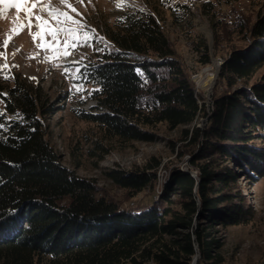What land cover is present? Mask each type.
<instances>
[{
    "label": "trees",
    "instance_id": "trees-1",
    "mask_svg": "<svg viewBox=\"0 0 264 264\" xmlns=\"http://www.w3.org/2000/svg\"><path fill=\"white\" fill-rule=\"evenodd\" d=\"M260 3L254 20L234 12L233 20L215 29L214 54L234 34L244 45L226 46L210 108L200 101L160 19L147 10L120 14L105 30L111 48L79 65L78 80L89 92L100 89L88 96L94 104L81 118L103 139L157 142L153 130L165 124L183 142L179 156L190 155V167L198 169L193 175L190 167L171 168L148 204L123 208V200L96 180L65 166L47 138L54 103L39 85L13 78L0 116V264H191L195 246L197 264H224L217 234L255 215L239 183L264 177ZM197 50L201 64H210L206 44ZM160 163L151 157L142 167L113 169L108 177L132 200L154 192Z\"/></svg>",
    "mask_w": 264,
    "mask_h": 264
},
{
    "label": "rangeland",
    "instance_id": "rangeland-1",
    "mask_svg": "<svg viewBox=\"0 0 264 264\" xmlns=\"http://www.w3.org/2000/svg\"><path fill=\"white\" fill-rule=\"evenodd\" d=\"M261 1L124 0V7L118 9L114 0H91V3L89 0H83V4L77 3V0H69L81 14L76 16L70 9L60 5L58 0H51L52 7L69 11L75 19L81 20L87 26L85 31L95 29V34L90 41L92 46L81 45L75 51L74 56L45 62V50L35 47L28 29L25 28L9 43L7 47L8 68L3 71L13 78L19 76L28 80L32 85H39L54 103V113L47 119V138L61 156L65 166L80 177L96 180L98 186L104 188L111 197L123 200V208L132 206L135 202L148 204L159 195L171 168L177 166L181 170H187L190 167V155L179 156L183 142L177 139L178 131H171L165 124H158L153 130L161 138L157 142L103 139L94 124L81 118V111L91 112L90 106L94 102L87 96L90 87L78 80L75 69L81 63L95 59L106 48H111L105 36V30L114 25L120 14L130 9H144L158 16L165 34L174 45L178 58L183 62L194 83L200 101L210 108V99L217 82V75L225 58L229 55L226 46L229 43L244 45V41H240L239 37L234 34L220 47L221 50L214 54L215 29L221 21L233 20L234 12H240L254 20L260 11ZM205 3H209L206 8L203 7ZM0 8L5 11V14L0 16V44H2L6 34H10V30L14 27L17 16L19 15L22 19L24 13L21 11L18 14L15 8L8 5H0ZM34 11L48 18L46 13H39L38 9ZM32 32H36L35 27L32 28ZM100 37L103 41L97 42ZM46 39L51 38L46 37ZM201 43L206 44L208 48L211 57L210 64L202 65L200 62L201 54L197 46ZM61 44H63V39H61ZM95 49H103V51ZM3 51V47H0V52ZM37 52L39 55H36ZM47 54L50 55V53ZM81 54L85 57L81 63L71 62L79 59ZM32 56H35V59L30 58ZM3 63L4 60L0 58V65ZM56 64L61 66L56 67ZM13 65L18 67H13ZM65 66L72 69L74 75L65 74L63 71ZM13 78L5 79L4 74L0 73V112L3 111L2 98L4 95L2 94L7 92ZM74 85H83V90L77 91ZM59 96L63 97L60 102H57ZM82 96H87V99H82ZM10 118H18V116L12 114ZM202 122L203 118L200 117L198 126ZM172 143L174 150L171 149ZM151 157L161 160L156 170L157 183L154 192L146 190L136 195L134 199L127 200L126 192L111 183L108 173L113 169L129 171L135 167H142ZM190 168L191 173L196 175L197 167L191 166ZM239 186L247 197L248 204L253 207L255 215L250 223L230 227L217 234L223 244L221 252L225 260L224 264H262L264 262V177L256 182L243 178ZM198 260L199 253L196 264Z\"/></svg>",
    "mask_w": 264,
    "mask_h": 264
},
{
    "label": "snow or ice",
    "instance_id": "snow-or-ice-1",
    "mask_svg": "<svg viewBox=\"0 0 264 264\" xmlns=\"http://www.w3.org/2000/svg\"><path fill=\"white\" fill-rule=\"evenodd\" d=\"M60 5L70 9L76 16L81 14L76 8L69 2V0H58ZM77 3L83 4V0H77ZM91 3V0H89ZM115 6L120 9L124 7V0H114ZM0 5H8L9 7L15 8L19 14L21 11L24 13V17L21 19L19 15L17 20L14 22V27L10 30V34H6L5 39L0 44L4 51L0 52V58L4 60L3 65H0V73L4 74L5 79H11L10 75L4 73V69L8 68L7 63V47L15 35H19L25 28L28 29L29 35L37 49H43L46 52L45 62H52L55 60H62L68 56H74L75 51L78 50L79 46H92L90 41L95 34V29L85 31L87 26L79 19H75L69 11H63L59 8L52 7L51 0H0ZM38 9L39 13H46L48 18L43 15L37 14L34 10ZM144 11V9H141ZM5 11L0 8V16H3ZM36 28V32H32V28ZM83 33V35H81ZM46 37H50L47 40ZM63 39V44H61ZM39 40V43H37ZM103 41L100 37L97 42ZM96 51H103V49H95ZM18 51V50H17ZM47 53H50L48 55ZM15 55V53H13ZM36 55H39L37 52ZM35 59V56L30 57ZM84 55L81 54L79 59H74L71 62L79 64L84 59ZM56 67L61 65L56 64ZM13 67H18L13 65ZM63 71L67 75H74L72 69L64 67ZM75 72H79V69H75ZM138 75H143L140 69H136ZM35 79V77H31ZM146 82V81H145ZM77 91L83 90V85H74ZM92 91H100V89H93ZM92 91L88 92L87 96H91ZM2 95H7L6 93ZM87 96H82V99H87ZM4 115L0 112V116ZM5 125L0 124V128H4Z\"/></svg>",
    "mask_w": 264,
    "mask_h": 264
},
{
    "label": "water",
    "instance_id": "water-1",
    "mask_svg": "<svg viewBox=\"0 0 264 264\" xmlns=\"http://www.w3.org/2000/svg\"><path fill=\"white\" fill-rule=\"evenodd\" d=\"M195 251H196V253H195V256H194L191 264H196V260H197V257H198V249H197V246H195Z\"/></svg>",
    "mask_w": 264,
    "mask_h": 264
}]
</instances>
